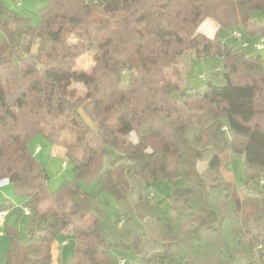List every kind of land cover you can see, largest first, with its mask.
Segmentation results:
<instances>
[{"label": "trees", "instance_id": "1", "mask_svg": "<svg viewBox=\"0 0 264 264\" xmlns=\"http://www.w3.org/2000/svg\"><path fill=\"white\" fill-rule=\"evenodd\" d=\"M227 7L221 29L264 40V0ZM208 18H219L209 0H48L34 26L0 0V185L30 217L27 239L6 227V264H55L61 234L76 240L64 264H264V61L202 33ZM204 58L218 62L197 90L191 60ZM39 137L75 174L54 192L30 150ZM98 180L118 219L78 186Z\"/></svg>", "mask_w": 264, "mask_h": 264}, {"label": "rangeland", "instance_id": "2", "mask_svg": "<svg viewBox=\"0 0 264 264\" xmlns=\"http://www.w3.org/2000/svg\"><path fill=\"white\" fill-rule=\"evenodd\" d=\"M215 15H218V19L208 18L206 19L201 27L200 31L209 37L213 35H220L222 39L231 44L232 46L239 48L242 47V42L235 39L232 30L229 28H222L221 23L225 21V17L231 15L230 10L227 7L229 0H209ZM4 6L19 15L20 17L29 19L34 26H38L41 22V10L47 5L48 0H3ZM257 19L264 21V9H260L254 13ZM218 20V21H217ZM2 38V33L0 32V40ZM264 47V40H257ZM256 43V44H257ZM33 54L37 53V47L34 44L32 47ZM246 51H250L253 55H259L264 61V49L262 51H257L251 45L246 48ZM218 62L216 58H204V59H194L191 60V67L188 76V84L195 89H202L204 87V82L201 79V75L207 73L213 74V66ZM93 66V57L90 54H86L78 60V67L83 70H90ZM218 73V72H216ZM216 75V74H215ZM208 78V77H207ZM63 103V102H62ZM41 137L37 140L40 142V146L45 149L50 150V145L44 142ZM35 140V141H37ZM47 150L46 158L43 162L47 164V171L49 175L48 180V190L49 192H54L57 190L63 182L73 181L75 179V174L73 169L68 166L64 168L63 158L58 155H52L49 158L50 153ZM238 160L239 157H236ZM235 159L233 167L236 170V182L238 187L242 186L244 182L248 180L247 175L244 173V169L241 162H237ZM207 163H199L198 169L202 173L203 177L207 180L210 178V172L207 167ZM251 183V182H249ZM264 181H260L258 186H262ZM78 186L80 189L88 194L96 197H100L104 202V209L109 213L113 219L119 218L118 207L111 196L106 195L103 192V181L98 180L92 183H87L86 181H79ZM156 192L159 193L160 199L157 201L159 205L167 212V214L172 215L171 206L169 203V195L171 194L168 185L165 182H160L156 187ZM6 200L8 201L10 207L7 208L8 213L5 218L4 225H0V264H6L7 252L12 247L14 241V234L10 231H6V227L9 226L17 231L21 238L27 239L29 232V222L30 217L28 216V208L26 199L18 198L14 195L13 186L0 190V206L4 205ZM10 200V201H9ZM249 204V203H248ZM76 246V240L73 236H65L63 234L59 235L53 244V261L55 264H64L68 259L73 257L74 249ZM125 264H136L132 260L131 255H127ZM263 264V263H262Z\"/></svg>", "mask_w": 264, "mask_h": 264}, {"label": "crops", "instance_id": "3", "mask_svg": "<svg viewBox=\"0 0 264 264\" xmlns=\"http://www.w3.org/2000/svg\"><path fill=\"white\" fill-rule=\"evenodd\" d=\"M219 33H220V31H219ZM218 33V34H219ZM215 35H213V37H214ZM38 139V138H37ZM36 139V140H37ZM40 140H43V139H40ZM44 142H46L45 140H43ZM47 143V142H46ZM30 150L35 154V156H36V158L40 161V162H42V163H44L43 162V159L44 158H46V154H47V150H49V149H45V148H43L42 146H40V142H39V140H37V141H34V142H32L31 144H30ZM49 153H50V155H49V158H50V156H52V155H58L59 157H62V152H61V150H59V149H57V148H55V147H51L50 146V150L48 151ZM44 164H46V163H44ZM9 187H11V184H8V183H4V184H2V185H0V190H3V189H5V188H9ZM7 201V200H6ZM10 201V200H9ZM7 211V213H8V210H6ZM1 225V224H0ZM2 226V225H1Z\"/></svg>", "mask_w": 264, "mask_h": 264}, {"label": "built area", "instance_id": "4", "mask_svg": "<svg viewBox=\"0 0 264 264\" xmlns=\"http://www.w3.org/2000/svg\"><path fill=\"white\" fill-rule=\"evenodd\" d=\"M232 34H233L235 39H237V40L242 42V47L247 48V47L250 46L246 41H244L243 35H242V33L240 31H234V32H232ZM254 48L257 51H262L264 49L263 45H261L260 43L255 44ZM62 166L64 168H66V163H63ZM27 213L29 214V211H27ZM6 215H7V211L6 210H1L0 211V224L1 225H4ZM120 264H125V261L121 260Z\"/></svg>", "mask_w": 264, "mask_h": 264}]
</instances>
